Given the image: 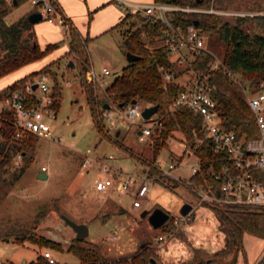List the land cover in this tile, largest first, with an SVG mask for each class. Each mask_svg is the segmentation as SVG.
I'll return each instance as SVG.
<instances>
[{"label":"trees","instance_id":"16d2710c","mask_svg":"<svg viewBox=\"0 0 264 264\" xmlns=\"http://www.w3.org/2000/svg\"><path fill=\"white\" fill-rule=\"evenodd\" d=\"M13 1L0 0V78L41 60L59 46V43H52L47 44L44 49H40L33 31L34 23L27 20L31 11L7 23L5 17L8 7L12 8L19 3L18 0H15L16 4L14 5ZM153 1L202 9H208L211 6L214 10L240 13L239 15H224L177 12L169 15L174 17V23H180L183 26L193 24V21L198 20L196 27L203 36L216 35L225 46V52L221 58L224 66L243 79L250 81V89H255L254 82L264 79V0L262 6L246 0ZM251 13L254 14L251 15ZM90 17L91 14H89V19ZM63 25L68 51L62 57L46 63L37 71L30 72L2 88L0 90V105L14 91L25 93L26 83L33 81L35 76L39 74L53 76V67L58 65L61 59L72 60L74 69L78 70L79 84L84 93L92 122L98 131H102L100 120L105 111L103 107L105 104L110 107H118L120 104L126 105L135 99L149 106H157V114L162 117L163 127L160 136L153 141L152 159L150 161L141 159L145 165L144 173L158 178L160 182L173 189L180 186V183L163 177L160 171L153 166L160 147L166 145L165 140L168 137H174L184 141L203 161L202 175L190 176L189 181L204 187L211 184L218 187V183H215L212 176L207 173L214 154L202 131L201 117L187 108L169 111L170 101L184 89V86L177 81L163 84L161 67L171 71L174 77H178L182 73L180 70H175L176 65L169 56L168 48L162 42L165 35L163 25L140 13H125L110 29V31L121 32L122 48L125 52H130L138 58L127 62L120 75L116 76L111 84L102 90L103 98L99 97L93 85L84 78V74L88 70V58L82 56V50L86 49L88 38L82 37L66 17H64ZM208 59L209 55L202 53L198 59L193 61L192 69L210 73L214 84L213 98L223 124L226 128L234 130L238 136L244 135L246 138L254 136L256 134L254 118L246 105V96L241 85L227 76L222 68L208 70L206 67ZM66 68L70 69L67 65ZM52 81L53 104L51 109L56 113L60 105L61 88L57 79L54 78ZM32 97L27 95L28 100L32 101ZM10 120L9 111L0 108V183L4 182L9 175L16 181L33 160L36 147V138L33 135L15 137V130ZM176 132H179L181 136L175 135ZM197 141L200 142L198 146H196ZM18 154L21 155L19 161L21 164L15 167ZM189 191L195 197L194 193ZM215 193L219 195L217 189ZM201 205L214 212L224 233V243L213 252L200 246L192 247V257L180 264H210L222 260L232 253L236 256L239 252L244 251L243 237L245 234L264 239V206L236 207L207 203ZM55 206L54 208H56ZM49 209V205L46 204L35 213L33 218L35 224L45 217ZM28 223L16 218L0 217V239L12 240L15 243L29 241L43 249L72 252L77 257L79 264H161L156 260L154 251L148 242L144 246H138L137 250L128 256L107 258L99 252L96 245L88 243L85 239L79 241L73 238L64 249L59 242L37 235L34 228H31ZM174 227L170 218L160 229L167 233ZM151 259L154 262L150 261ZM234 262L235 259L232 264H235ZM24 264L60 263H50L43 253H39L34 260ZM256 264H264V255Z\"/></svg>","mask_w":264,"mask_h":264},{"label":"rangeland","instance_id":"374dc122","mask_svg":"<svg viewBox=\"0 0 264 264\" xmlns=\"http://www.w3.org/2000/svg\"><path fill=\"white\" fill-rule=\"evenodd\" d=\"M18 1L17 6L8 7L5 17L7 23L32 10L24 0ZM246 1L263 5V0ZM121 40V32L114 30L88 41L86 49L82 50V56L88 58V69L92 67L101 76L102 68L107 67L110 70L107 79L120 75L127 63ZM203 41L205 48L222 58L225 46L216 35L204 36ZM175 70L183 71L177 82H184L190 76V73L184 72V63L177 64ZM53 72L54 75L49 74L48 77L51 85L54 78L59 82L61 99L55 116L48 118L52 137L34 136V157L24 173L16 181L9 175L0 183V217L27 221L37 235L59 242L65 249L75 234L60 219V215L64 214L77 223L87 224L88 236L85 240L96 245L99 252L107 258L128 256L142 243L148 242L158 262L168 258L172 263L180 264L192 257V247L200 246L211 252L221 247L224 233L214 212L206 206L197 205L195 197L183 184L173 189L153 180L149 197L143 198L141 207L138 208L132 207L128 196L103 197L91 190L97 169L95 166L81 167L84 155L93 158L112 157L114 166L142 175L145 165L141 159H152L153 144L142 142L138 138L137 131L143 120L137 119L134 124H130L118 115L115 106L109 109L111 118H107L106 109L102 113V131H98L79 84L78 70L67 69L66 62L62 61L53 67ZM85 76L86 74L84 78ZM94 89L103 98L102 90L96 87ZM141 104L142 107L147 106L143 102ZM175 135L181 136L179 132ZM58 137H61L60 143L55 140ZM177 150L179 148L173 142L160 147L156 160L162 169H167L172 158L171 152ZM19 161L15 162V167L21 164ZM193 161V157L184 159L173 170V175L181 180H188L192 173L189 164ZM43 167L45 170H42ZM41 173L46 175L45 179L40 177ZM186 203L192 206L189 220L170 230L171 237L160 228L153 229L147 216L140 217L143 211L149 214L156 208L163 209L169 216H179L181 207ZM46 204L50 208L48 213L35 224V213ZM158 236H162L163 240L157 241ZM243 246L244 251L236 256L232 253L210 264H232L234 259L235 264H256L264 255V239L245 234ZM44 252L53 256L54 263L79 264L72 252L43 249L29 241L15 243L0 239V263L24 264Z\"/></svg>","mask_w":264,"mask_h":264},{"label":"built area","instance_id":"2783aa9c","mask_svg":"<svg viewBox=\"0 0 264 264\" xmlns=\"http://www.w3.org/2000/svg\"><path fill=\"white\" fill-rule=\"evenodd\" d=\"M32 7V12L41 15V20L58 24L64 28V15L58 4V0H24ZM115 2L125 10L126 13H140L143 16L151 17L159 21L165 28L163 44L168 48L169 56L175 65L184 63L186 73H190L188 79L179 82L184 89L177 94L169 103V111L172 112L178 108H187L194 114L201 117V128L205 138L208 140L210 150L214 157L210 161L207 173L212 176L215 184L195 185L188 180H181L173 175V170L177 169L184 159L194 158L191 162V176L200 174L203 161L191 148L182 140L174 137H168L166 145L176 143L179 152L173 154L167 169H162L157 162V157L153 166L160 171L163 177H167L175 182L183 184L195 195L198 205L207 203L211 205H230V206H264V79L254 82L255 89L249 88L250 81L243 79L237 73L228 70L221 58H218L212 51L204 47L203 35L194 24L181 25L174 23V17L169 14L177 12H186L192 14L212 13L224 15H239L236 12H225L214 10L211 6L208 9L196 7H183L167 3H138L128 2L126 0H115ZM202 53L209 55L206 61L208 70L222 68L223 71L237 84L241 85L246 96V105L254 118V127L256 134L250 138L238 136L232 129L226 128L216 108V102L213 98L214 84L210 73L201 70L192 69V63L200 57ZM163 84L176 81L171 71L160 68ZM86 81L94 87L104 90L113 79H107L110 70L103 67L101 76H98L91 68L85 73ZM36 88L33 90V85ZM14 91L0 105L1 109L9 111L11 114L10 123L15 130V137L21 138L25 135L51 138L52 130L48 123L49 117H54L55 112L51 109L53 97L51 94V83L48 75L39 74L31 81L27 82L24 89ZM27 95L33 96L32 101L28 100ZM31 98V97H30ZM142 102L128 103L118 109V115L130 124H134L137 119L143 120L139 127L140 134L138 138L142 142L153 144L155 138L159 137L162 131V117L156 111L149 118L142 117ZM107 118L112 117L109 110L105 111ZM137 131V132H138ZM60 143L61 137L55 139ZM200 144L196 142V146ZM173 153V151L171 152ZM172 155V154H170ZM181 157V159H180ZM21 159V155L16 156V161ZM112 157L93 158L84 155L81 163L83 168L96 167V177L91 184V190L99 193L103 197H115L125 195L131 198L132 207H141V200L149 197L151 192V183L158 180L148 176L133 174L122 168L116 167L111 162ZM42 170H45L43 167ZM159 181V180H158ZM205 181V180H204ZM216 189L219 192L217 195ZM190 213L186 216H169L176 226L181 222L189 220ZM171 237L172 232H167ZM163 237L158 236L157 241H162ZM44 257L50 263H54V258L49 252L43 253Z\"/></svg>","mask_w":264,"mask_h":264},{"label":"crops","instance_id":"0c3cea01","mask_svg":"<svg viewBox=\"0 0 264 264\" xmlns=\"http://www.w3.org/2000/svg\"><path fill=\"white\" fill-rule=\"evenodd\" d=\"M126 1L146 4L153 2V0ZM58 4L63 12V15L75 27L80 35L82 37H87L89 41L97 35H103L110 32V29L126 13L125 10L115 2V0H58ZM89 14H91L90 19ZM33 31L40 49H44L47 44L52 43H59L58 48L41 60L26 65L11 74L1 77L0 90L30 72L37 71L46 63L62 57L68 51L64 30L58 24L48 23L41 20L33 24ZM61 42H63V44H61ZM62 61L66 62L67 65L69 59H61L59 63ZM178 152L179 150L173 151L171 156ZM161 264L174 263H172L168 258H165ZM175 264L178 263L176 262Z\"/></svg>","mask_w":264,"mask_h":264},{"label":"water","instance_id":"95a60500","mask_svg":"<svg viewBox=\"0 0 264 264\" xmlns=\"http://www.w3.org/2000/svg\"><path fill=\"white\" fill-rule=\"evenodd\" d=\"M13 4L14 5L16 4L15 0L13 1ZM27 20L29 22H31V23H37V22L41 21V15L39 13H37V12L29 13V15L27 16ZM193 24L195 26H197L198 20L193 21ZM125 56H126L127 62H132V61H134V60H136L138 58V56H136V55H134V54H132L130 52H126ZM67 66L70 67V68H74V63L72 62V60H69L67 62ZM35 88H36V85L34 84L32 89L34 90ZM135 102H136L135 99L131 101V103H135ZM122 106L123 105L120 104L118 107H122ZM103 107L106 110L110 109V105H108V104H105ZM156 111H157V106L156 105L145 107L143 109V111H142V117L144 119H147L151 115L156 113ZM137 134H140V132L138 131ZM40 177L45 179L46 175L41 173ZM191 209H192V206L190 204H188V203L184 204L181 207V209H180V215L186 216L187 214L190 213ZM145 216H147L148 223L150 224V226L153 229L160 228L169 218V214L166 211H164L163 209H161V208H156L149 214H148L147 211H143L140 214L141 218H143ZM60 219H62V221L65 223V225L68 226L74 232V234H75L74 238L76 240L80 241V240L85 239L88 236V226H87V224H85V223H77V222L73 221L72 219H70L69 217H67L64 214L60 215ZM141 246H144V243H142ZM150 261L154 262L153 259H151Z\"/></svg>","mask_w":264,"mask_h":264}]
</instances>
